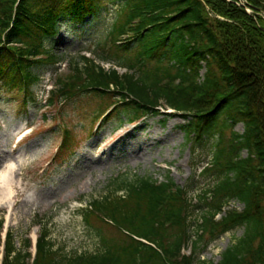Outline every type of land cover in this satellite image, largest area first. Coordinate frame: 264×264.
<instances>
[{
	"label": "trees",
	"instance_id": "obj_1",
	"mask_svg": "<svg viewBox=\"0 0 264 264\" xmlns=\"http://www.w3.org/2000/svg\"><path fill=\"white\" fill-rule=\"evenodd\" d=\"M111 1L0 0V91L23 93L21 104L27 105L38 81L34 70L59 61L42 47L44 37L54 35L60 22L91 23ZM116 1L117 15L95 53L126 71L105 70L82 55L80 67L59 76L48 103L93 93L114 102L111 115L119 124L121 116L134 122L159 114V106L181 112L189 139L211 144L209 162L199 171L213 179L199 196L206 212L196 223L192 253L182 255L189 212L198 206L187 190L170 179H122L84 209L82 220L96 233L98 251L60 255L44 228L32 264H264V0H246L251 13L227 0ZM64 135L68 150L74 140L68 129ZM231 200L242 209L215 221ZM237 226L242 233L218 262L199 258L202 234L213 240ZM5 247L4 264H26L28 253L16 249L11 234Z\"/></svg>",
	"mask_w": 264,
	"mask_h": 264
},
{
	"label": "rangeland",
	"instance_id": "obj_2",
	"mask_svg": "<svg viewBox=\"0 0 264 264\" xmlns=\"http://www.w3.org/2000/svg\"><path fill=\"white\" fill-rule=\"evenodd\" d=\"M119 7V2L111 1L91 23L63 24L54 35L44 37L43 48L61 61L55 67L47 64L34 70L38 81L27 105L20 104L23 93L0 91V153L7 155L0 158V193L6 202H12H0V222L8 226L14 246L22 254L33 251L23 242L31 239L33 231L41 234L44 228L54 249L61 248L60 255L98 251L96 233L82 220L86 205L108 195L119 180L141 176L170 179L187 190L192 205L198 206L189 212L186 252L197 238L196 223L206 212L199 196L213 184V179L199 171L209 162L211 144L189 139L188 120L181 113L149 114L133 123L121 116L119 124L113 114L97 121L101 111L114 102L100 100L93 93H81L58 106H48L46 101L49 93L44 86L52 87L49 92L57 88L59 76L70 75L75 64L81 66L82 54H89L105 68L115 67L119 73L126 70L116 63L108 64L95 53ZM90 49L93 53H88ZM65 128L74 140L68 150L60 146ZM235 130L241 132L243 127L236 124ZM23 134L15 148L17 137ZM228 204L242 207L235 200ZM242 231L243 227L237 226L213 240L202 234L199 258L219 261L221 251Z\"/></svg>",
	"mask_w": 264,
	"mask_h": 264
},
{
	"label": "bare ground",
	"instance_id": "obj_3",
	"mask_svg": "<svg viewBox=\"0 0 264 264\" xmlns=\"http://www.w3.org/2000/svg\"><path fill=\"white\" fill-rule=\"evenodd\" d=\"M261 16L264 17V11L261 13ZM139 145H140V144H139ZM139 145H138V146H139ZM139 147H140V146H139ZM133 150H134V149H133ZM140 150H141V149H139V151H140ZM13 151H14V150L9 151V152L11 153V152H13ZM139 151H136V152H134V153H135V154H138V155H142V153H140ZM143 151H144V149H142V152H143ZM9 152H8V153H9ZM145 152H146V151H145ZM10 153H9V154H10ZM10 155H11V154H10ZM6 156H7V155L0 153V158H5ZM1 187H2V184H0V191H1ZM2 195H3V194L0 193V202H1V201H5V202H6V200H4V198H3L4 196H2ZM9 195H10V193H9ZM6 203H9V205H11L12 202L8 200Z\"/></svg>",
	"mask_w": 264,
	"mask_h": 264
}]
</instances>
